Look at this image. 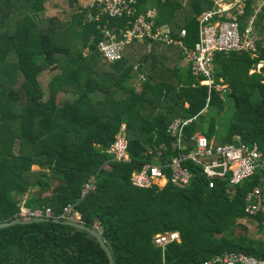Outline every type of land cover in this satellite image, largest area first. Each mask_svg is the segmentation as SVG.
I'll return each mask as SVG.
<instances>
[{
	"label": "trees",
	"instance_id": "16d2710c",
	"mask_svg": "<svg viewBox=\"0 0 264 264\" xmlns=\"http://www.w3.org/2000/svg\"><path fill=\"white\" fill-rule=\"evenodd\" d=\"M49 1L0 0V224L18 219L23 201L30 210L51 209L60 220L72 205L81 223L100 227L113 264H204L228 252L264 259V242L250 238L241 222L264 228V213L245 212L246 197L261 184L264 168L236 187L218 181L209 188L201 169L190 162L195 177L184 188L167 183L139 189L130 183L131 173L144 164L177 155L168 127L179 117L193 119L184 128L185 140L202 132L226 144L238 134L246 143H258L264 157V66L257 71L264 62L262 41L255 55H215V81L227 85L219 92L200 84L202 79L182 65L181 50L164 45L144 54L146 46H130L121 60L107 63L97 50L102 37L96 22L88 23V6L62 0L70 18L43 20ZM136 1L143 14L155 0ZM259 1L264 0H249L242 30ZM157 2V26L175 35L185 29L184 44L194 49L197 18L212 5L189 0V18L180 24L177 16L187 10L178 0ZM257 19L264 33V6ZM102 24L124 28L123 19ZM55 68L46 94L39 76ZM139 74L147 78L137 91L131 82ZM224 96L234 103L225 124ZM206 110L213 115L208 118ZM122 124L130 158L124 163L106 151ZM161 145L167 150L154 161L150 150ZM90 177H95L94 188L81 197ZM173 231L179 242L164 250L153 245L154 235ZM0 261L108 264L109 258L89 232L51 220L0 230Z\"/></svg>",
	"mask_w": 264,
	"mask_h": 264
},
{
	"label": "built area",
	"instance_id": "2783aa9c",
	"mask_svg": "<svg viewBox=\"0 0 264 264\" xmlns=\"http://www.w3.org/2000/svg\"><path fill=\"white\" fill-rule=\"evenodd\" d=\"M212 8L203 12L198 18L199 43L194 49L185 46L183 39L187 36L185 29L174 36L167 27L157 26V11L151 10L138 13L136 0H95L88 5L91 12L88 23L96 22L97 30L102 39L97 45L102 59L113 63L122 59L130 46H146L152 50L154 46L164 45L181 50L183 60L189 65L192 75L211 90L215 88L224 92L226 86L215 81L214 59L217 53L230 52L258 53L261 42L256 33V18L260 6L242 30L240 19L245 16L249 0H205ZM103 19H123V29H109L102 24ZM144 80L143 76H140ZM193 119L176 118L168 127V133L176 143L177 155L161 163H147L130 175V183L139 189L152 187L163 188L167 183L184 188L194 179L195 174L187 166V162L201 169L208 187L214 188L218 181H227L230 186L242 185L264 168V157L258 143H246L241 135H234L231 143L220 144L209 140L202 132H196L189 140L184 138V128ZM128 140L126 128L122 124L117 131L114 141L108 147L107 154L117 162H130L128 155ZM167 147L161 145L151 149L155 155L154 161H160ZM168 171V172H167ZM95 177H90L83 184L81 197L93 190ZM245 212L249 216L264 213V177L261 184L254 188L246 197ZM53 218L51 209H28L25 204L19 206L18 219ZM63 221L80 222V217L72 205H67L60 216ZM94 229L101 234L98 225ZM176 231L154 235L152 242L162 250L171 243L179 242ZM204 264H264V259L244 253L228 252L218 255Z\"/></svg>",
	"mask_w": 264,
	"mask_h": 264
},
{
	"label": "rangeland",
	"instance_id": "374dc122",
	"mask_svg": "<svg viewBox=\"0 0 264 264\" xmlns=\"http://www.w3.org/2000/svg\"><path fill=\"white\" fill-rule=\"evenodd\" d=\"M80 6L84 7L85 2H82V4H79ZM70 11L67 9V7L63 4L62 0H50L47 4H46V12L42 15V19L45 20L46 18H58L61 19L60 21H66V19H69L70 17ZM264 35H261V38ZM263 39V38H262ZM264 40V39H263ZM139 49L138 47H134V50ZM158 49V48H157ZM129 52V51H128ZM131 52V51H130ZM149 53L150 50L145 48V52L144 53ZM132 55L136 56V55H141L138 54L136 52L131 53ZM57 73V69H50L47 72L42 73L39 76V81L41 86L43 87V89L46 91V94L48 92V83L50 81V79L52 78V76ZM142 76V75H140ZM140 76L137 78H134L131 82L132 87H134L135 90L139 91L140 87H141V83L143 80L140 79ZM145 76L143 75V78ZM147 78V77H145ZM61 97V94L59 95L58 98ZM224 100H225V110L223 111V118L221 119L222 123L225 124L227 122V120L229 121L233 114H234V103L232 98L226 97L224 96ZM205 112H208L207 110ZM214 112H212V110H210L207 113V116L209 118L210 115H213ZM218 127H220L218 125ZM220 129V128H218ZM214 142H218V140L214 139ZM34 170H37L38 167H34ZM241 222L247 226L248 230L246 231V233L248 234V236L250 238H252L253 240H259V241H263L264 242V228L261 229L259 227H256V223H248L246 220H241ZM239 233L244 234L243 231Z\"/></svg>",
	"mask_w": 264,
	"mask_h": 264
},
{
	"label": "water",
	"instance_id": "95a60500",
	"mask_svg": "<svg viewBox=\"0 0 264 264\" xmlns=\"http://www.w3.org/2000/svg\"><path fill=\"white\" fill-rule=\"evenodd\" d=\"M173 147L176 148V143H173ZM51 220L55 221V222L63 223L65 225L75 227L77 229L85 230V231L89 232L90 234H92L96 238V240L99 242L100 246L103 248L105 253L107 254V256L109 258L108 264H113V258H112L111 252H110L109 248L107 247V245L105 244L101 234L99 232H97L94 229V227H88L81 222L61 221L60 219H57V218H46V217H42V218H38V219H31V220H25L23 218H20V219H16V220L12 221L10 223H7V224H0V230L6 229L9 227H13L16 225L39 224V223H45V222L51 221ZM0 264H1V261H0Z\"/></svg>",
	"mask_w": 264,
	"mask_h": 264
},
{
	"label": "crops",
	"instance_id": "0c3cea01",
	"mask_svg": "<svg viewBox=\"0 0 264 264\" xmlns=\"http://www.w3.org/2000/svg\"><path fill=\"white\" fill-rule=\"evenodd\" d=\"M95 0H79V4H82V2H85V5L84 6H88L90 3H93ZM179 2H180V4H181V7H183V9H188V3H189V0H178ZM205 1V0H204ZM158 3L159 2H157V0H155V1H153V4H151V6L150 5H148L149 7H150V10L149 11H151V10H156L157 11V5H158ZM260 6H262L261 7V9L263 8V6H264V1H259L256 5H255V11L260 7ZM260 12H261V10H260ZM259 12V13H260ZM253 17V16H252ZM251 17V18H252ZM188 19L189 18V10H187V12H182L181 14H179L178 16H177V19H176V22L177 23H180V24H182L184 21H185V19ZM257 18H258V15H257ZM256 18V23H255V27H256V33L259 35V37H260V39H261V41H262V43H263V47H264V36L261 38V35H264V33L262 32V29H261V27H259L258 25H257V19ZM251 20V19H250ZM249 20V21H250ZM249 21H248V23H249ZM248 25V24H247ZM167 27V26H166ZM167 28H169V27H167ZM170 29V28H169ZM171 30V29H170ZM172 31V30H171ZM172 33H173V31H172ZM173 35L174 36H178L179 35V33L177 34V35H175L174 33H173ZM155 47V46H154ZM153 47V48H154ZM153 48H152V50H153ZM152 50H150V52L152 51ZM182 65L184 66V67H186V68H189V65L183 60V62H182ZM263 66H264V62H261L259 65H258V67H257V71H261V69L263 68ZM254 71H252L251 73H253ZM141 74H139L138 75V77L140 76ZM224 86H226V89H227V85H224ZM230 98V97H229ZM30 194H27V195H25V199L29 196ZM25 204V202L23 201L22 202V204Z\"/></svg>",
	"mask_w": 264,
	"mask_h": 264
}]
</instances>
